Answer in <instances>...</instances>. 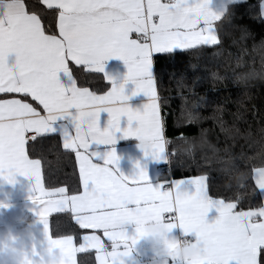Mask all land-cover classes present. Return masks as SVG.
Listing matches in <instances>:
<instances>
[{"label": "snow or ice", "instance_id": "1", "mask_svg": "<svg viewBox=\"0 0 264 264\" xmlns=\"http://www.w3.org/2000/svg\"><path fill=\"white\" fill-rule=\"evenodd\" d=\"M184 3L8 0L0 13V177L9 183L15 182L16 174L32 178V199L40 205L38 214L47 230L53 218L71 221L75 231L49 241L63 251L64 264H87L77 254L92 256L96 264H125L130 245L145 235L146 220L165 214L178 217L185 232L195 231L212 249L216 237L232 238L236 246L224 249L222 264H264V204L251 208L217 197L211 175L165 179L153 185L139 164L132 176L114 167L119 160L114 148L104 154L102 163L94 162L99 154L89 151L92 142L115 144L121 132L139 138L141 146L150 142L151 151L145 155L153 160L172 163V154L164 148L169 138V98L160 90L154 65L194 48L212 47L217 40L210 28L197 27L200 18L207 23L209 15L201 5L184 7L183 15H177ZM13 53L15 64L10 66L8 57ZM112 57L127 65L119 84L104 73V61ZM17 70L23 73V81L15 77ZM99 73H104V81H112L110 87L82 82ZM128 81L135 84L133 94L143 92L149 97L143 111L127 103ZM101 111L109 116L104 128L99 125ZM122 117L128 121L125 128H121ZM64 118H70L74 131H63L64 151H58V158L74 157L75 168L71 176L51 183L42 162L54 146V122ZM254 184L256 191H264V172ZM212 208L218 215L209 222ZM127 223L136 225L135 235L123 230ZM168 247L173 251L175 245ZM191 264L207 262L197 258Z\"/></svg>", "mask_w": 264, "mask_h": 264}, {"label": "trees", "instance_id": "2", "mask_svg": "<svg viewBox=\"0 0 264 264\" xmlns=\"http://www.w3.org/2000/svg\"><path fill=\"white\" fill-rule=\"evenodd\" d=\"M262 2L231 3L215 23L217 44L155 65L160 90L169 98L166 131L171 177L211 175L217 197L251 208L263 204L253 176L255 169L264 167V81L245 86L240 80L259 67L260 56L252 46L264 37ZM82 82L91 87L105 84L101 75ZM51 138L54 146L42 167L50 182L57 183L73 174L75 160L58 158V151H64L60 138ZM167 176V172L161 175ZM75 230L67 218L60 222L53 218V235ZM78 260L96 264L92 256L79 254Z\"/></svg>", "mask_w": 264, "mask_h": 264}, {"label": "crops", "instance_id": "3", "mask_svg": "<svg viewBox=\"0 0 264 264\" xmlns=\"http://www.w3.org/2000/svg\"><path fill=\"white\" fill-rule=\"evenodd\" d=\"M243 1L246 0H185L177 15H183L184 7L201 5L209 15L207 23L201 17L197 27L210 28L212 34L217 38L215 43L217 44L219 40L215 23L225 15L231 3ZM7 2L8 0H0V13L4 11V5ZM172 2L173 0L169 3L171 4ZM261 10L264 16V0ZM148 24L149 26L151 25L150 20ZM8 63L10 66L15 64L14 53L9 55ZM104 64V73L113 77L117 84L124 81L127 74V65L123 60L118 57H112L104 61ZM104 73H99V75L104 76ZM14 75L18 80L23 81L24 75L22 72L17 70ZM104 82L108 83L109 87L111 86L112 81ZM134 91L135 84L132 81H128L125 85V94L129 97L127 103L133 109L143 111V106L149 102V97L143 92L133 94ZM72 112L74 114L75 110H72ZM108 118V113L101 111L99 119L101 128L107 125ZM127 126V118L122 117L121 128ZM132 126H137V122H133ZM53 127L55 132L51 133V135H57L60 139L65 129L69 132L74 131L70 118L54 122ZM141 145L142 142L139 138L124 137L121 132H118L115 144L104 145L92 142L89 145V151L99 154L93 157L94 162L102 163L104 154L114 148L119 157L114 167L118 168L121 173L132 176L138 171L137 164H139L140 167L147 171L149 181L153 185L163 182L165 179L161 177V171L168 163L155 161L151 156L145 155L146 151H151L150 142L144 141L143 146ZM164 148L166 152H169L167 138L164 141ZM260 172H264V167L255 169L254 180ZM167 177V179H170L169 175ZM171 180L181 179L172 178ZM32 187L33 180L31 177L16 174L14 183H9L0 177V261L8 257L11 259L12 264H26V261H30L31 264H64L63 251L59 247L51 245L49 241L50 239H64L65 234L53 235L52 224L49 231L46 225L41 222L38 214L40 205L32 199V196L35 195L32 192ZM259 192L264 204V191ZM167 215L165 214L160 219L148 218L144 224L155 223L164 226L166 232L163 234V243L160 247L154 249L145 236H142L134 245H130L129 255L123 258L125 264H191V261L197 258L206 260L207 264H222L224 249L236 246L232 238L227 235H221L215 238L216 246L212 249L206 241L197 236L195 231L185 232L179 226L178 217L167 219ZM217 215L216 209L212 208L207 215V219L211 222ZM169 223H176V227L168 228L167 225ZM135 229L136 225L134 223H127L123 228L129 236L135 235ZM185 239H190L191 245L185 247L189 251L181 255V240ZM169 244L175 245L173 251L169 250ZM109 248H111V245H109Z\"/></svg>", "mask_w": 264, "mask_h": 264}, {"label": "clouds", "instance_id": "4", "mask_svg": "<svg viewBox=\"0 0 264 264\" xmlns=\"http://www.w3.org/2000/svg\"><path fill=\"white\" fill-rule=\"evenodd\" d=\"M252 51L260 56L259 67L252 68L248 73L241 77L240 83L245 86L256 81H264V37L253 43ZM144 232V236L149 244L154 249H158L163 243V234L166 232V229L161 224L148 223L144 225ZM186 251L189 250L181 246L180 254L184 255ZM0 264H12V261L10 258L5 257L0 261Z\"/></svg>", "mask_w": 264, "mask_h": 264}, {"label": "built area", "instance_id": "5", "mask_svg": "<svg viewBox=\"0 0 264 264\" xmlns=\"http://www.w3.org/2000/svg\"><path fill=\"white\" fill-rule=\"evenodd\" d=\"M172 0H169V2H171ZM168 173L170 179H172L171 177V171H170V164L168 163L167 165L164 166V168L161 171V174H165ZM167 219H172L170 218L169 215H167ZM181 245L184 247H189L191 245V240L190 239H185V240H181Z\"/></svg>", "mask_w": 264, "mask_h": 264}, {"label": "rangeland", "instance_id": "6", "mask_svg": "<svg viewBox=\"0 0 264 264\" xmlns=\"http://www.w3.org/2000/svg\"><path fill=\"white\" fill-rule=\"evenodd\" d=\"M166 112L168 113V111L166 110Z\"/></svg>", "mask_w": 264, "mask_h": 264}]
</instances>
